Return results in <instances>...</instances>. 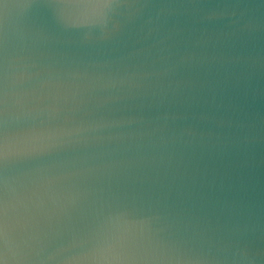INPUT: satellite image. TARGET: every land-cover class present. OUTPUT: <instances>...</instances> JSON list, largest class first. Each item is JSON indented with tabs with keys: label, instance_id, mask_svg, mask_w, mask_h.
I'll use <instances>...</instances> for the list:
<instances>
[{
	"label": "water",
	"instance_id": "95a60500",
	"mask_svg": "<svg viewBox=\"0 0 264 264\" xmlns=\"http://www.w3.org/2000/svg\"><path fill=\"white\" fill-rule=\"evenodd\" d=\"M0 264H264V0H0Z\"/></svg>",
	"mask_w": 264,
	"mask_h": 264
}]
</instances>
